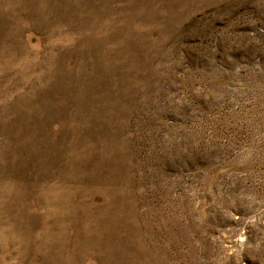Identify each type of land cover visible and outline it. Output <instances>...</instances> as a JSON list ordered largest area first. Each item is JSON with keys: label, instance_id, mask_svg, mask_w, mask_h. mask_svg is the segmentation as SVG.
<instances>
[{"label": "rangeland", "instance_id": "1", "mask_svg": "<svg viewBox=\"0 0 264 264\" xmlns=\"http://www.w3.org/2000/svg\"><path fill=\"white\" fill-rule=\"evenodd\" d=\"M0 264H264V0H0Z\"/></svg>", "mask_w": 264, "mask_h": 264}]
</instances>
